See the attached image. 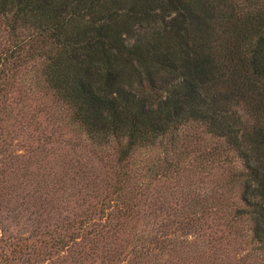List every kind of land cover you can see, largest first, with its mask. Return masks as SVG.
Here are the masks:
<instances>
[{
    "label": "trees",
    "instance_id": "1",
    "mask_svg": "<svg viewBox=\"0 0 264 264\" xmlns=\"http://www.w3.org/2000/svg\"><path fill=\"white\" fill-rule=\"evenodd\" d=\"M27 81L90 156L62 148L16 193L3 160L30 169L62 138L39 129L37 149L10 152L11 129L39 124L14 104ZM206 137L218 144L175 159ZM1 161L0 205L32 218L23 237L0 220V264H232L237 238L264 264V0H0ZM196 173L209 192L156 189Z\"/></svg>",
    "mask_w": 264,
    "mask_h": 264
},
{
    "label": "rangeland",
    "instance_id": "2",
    "mask_svg": "<svg viewBox=\"0 0 264 264\" xmlns=\"http://www.w3.org/2000/svg\"><path fill=\"white\" fill-rule=\"evenodd\" d=\"M24 85L23 90L24 92L28 90L30 87L34 88L35 85H31L29 81H27ZM17 100L16 103L14 101L16 111L19 109L22 110L24 113L27 115H32L36 114V121L39 123L38 125L36 123H33L30 127L29 130H25V132H21L19 129H11V132L14 131L13 137L15 140H13V147L10 150V152H14V155H21V154H26L28 150L30 149H37L38 143L40 142L38 140V135H40L41 131H46V132H54V129L56 131V135H60L62 138H58L60 141L57 142L56 140L53 144L45 148L43 153L39 152L37 156V152L33 153L35 155V162L33 163V167L27 170H24L23 167H18L17 162L16 164L14 160H8L5 159L3 160L4 162V168L7 169L6 176L11 178L10 183L12 184L11 190H15L16 193H19L17 189H19V186H17V183H20V180L27 181V179H30V173L37 174L39 177L44 175L47 170L50 169L51 167V161L56 162L60 161L59 157V150L64 148L65 151H68L69 158H79V157H86L85 153L86 152V140L85 136L81 133L76 131L77 133H71L69 130H60L59 128V123H60V118L64 116V111L63 114L60 112H57V110L52 106L53 101L51 100V95H41L37 89H32L26 91V94L24 95H14ZM19 98V101H18ZM48 105V107L52 106V108H47V112L49 111L48 114L44 115L37 114V110L39 108L42 109V107ZM56 112V113H55ZM41 131H38V130ZM37 130V131H36ZM77 129L73 128V131ZM18 134V137L15 136L16 133ZM57 137V136H56ZM199 142V141H198ZM198 142H194L193 144H190L189 146H185L182 148L181 153H179L177 156H175V159H180L182 162H184V165L186 166L188 163H193L195 157H199L202 153L203 150H209L215 147L218 143L216 140L211 139L210 137H206V140L198 144ZM42 150V149H41ZM202 150V151H201ZM188 153L189 156H186ZM183 153V154H182ZM204 154V153H203ZM89 155V154H88ZM90 156V155H89ZM39 157V158H38ZM44 158H46L45 162H43ZM88 158V157H87ZM137 161H145L146 165H152L154 162L158 161L161 159V153L159 152H152L150 154H145V153H139L137 155ZM2 165V161L0 162ZM183 175V174H182ZM181 177V181L177 180V182H174V180H166L163 178L161 184L157 186L158 192L167 195L171 194V192L176 191L177 194L182 191V188L187 189V187L192 188L195 190L197 189V192H209L211 188L213 187V182L210 180L208 181L207 179L205 180V183H202L199 180V177H204L200 176L199 174H185ZM204 180V179H202ZM167 181V182H166ZM10 186V184H9ZM175 187V189H173ZM13 197L14 193L12 192ZM173 204V201H172ZM175 205V202H174ZM74 204H60L59 206V212L62 213V215H72L71 213H66V211L72 210ZM13 208H18L17 213H20V216H17V213L14 212L12 209ZM22 208H19L18 206H14L11 204V206L2 204L0 205V220L3 225V227L8 230L7 235H13V237H23V234H26V229L29 223L27 222V219L32 218L29 213H27L26 218L22 219ZM245 226H247V223H245ZM243 224H241L240 229H243ZM247 228V227H246ZM245 229V228H244ZM228 246V247H226ZM251 249V246H249L244 239H229L228 243L225 242L224 245H222L221 251L224 254L230 255L229 261L234 264L235 260H238L240 258H244L245 256L249 255V251ZM261 256L259 254H250L247 260L245 261V264H261Z\"/></svg>",
    "mask_w": 264,
    "mask_h": 264
}]
</instances>
